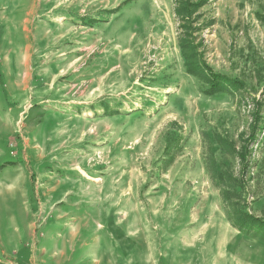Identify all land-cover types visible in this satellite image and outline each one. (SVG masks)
<instances>
[{
	"label": "rangeland",
	"instance_id": "1",
	"mask_svg": "<svg viewBox=\"0 0 264 264\" xmlns=\"http://www.w3.org/2000/svg\"><path fill=\"white\" fill-rule=\"evenodd\" d=\"M0 264H264V0H0Z\"/></svg>",
	"mask_w": 264,
	"mask_h": 264
},
{
	"label": "trees",
	"instance_id": "2",
	"mask_svg": "<svg viewBox=\"0 0 264 264\" xmlns=\"http://www.w3.org/2000/svg\"><path fill=\"white\" fill-rule=\"evenodd\" d=\"M180 6H182V9H178V13L181 14V12H186L187 18H184V19L189 21L191 19L189 17H190V15H192V12H193L192 9L190 11V6H195V5L194 4L191 5V3L186 2V3H180ZM181 48H182V51L184 53L187 69L190 73H192L193 71L191 69V62L193 60L194 49H193V47L189 41L188 42H182ZM208 73L210 76V84H211L213 90H216V91L221 90L222 85H220V84L222 83V81H224V78H226V77L223 75H220L218 73H214L210 69H209ZM228 80L231 81L230 79H228ZM231 82L237 86H241L243 84L242 82H239L237 80L231 81Z\"/></svg>",
	"mask_w": 264,
	"mask_h": 264
}]
</instances>
